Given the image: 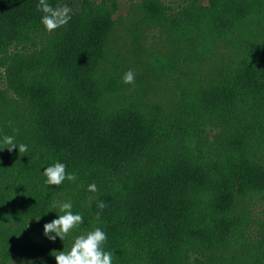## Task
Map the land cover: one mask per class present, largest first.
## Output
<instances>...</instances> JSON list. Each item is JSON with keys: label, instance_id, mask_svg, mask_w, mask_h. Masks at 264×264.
<instances>
[{"label": "trees", "instance_id": "16d2710c", "mask_svg": "<svg viewBox=\"0 0 264 264\" xmlns=\"http://www.w3.org/2000/svg\"><path fill=\"white\" fill-rule=\"evenodd\" d=\"M38 3L0 0V83L19 98L6 136L28 146L0 149V219L23 236L3 264H56L97 227L112 264H264V0H138L119 17V0H48L72 9L52 33ZM131 26H155L164 49L142 77L126 55ZM222 39L233 58L217 53ZM56 162L76 180L47 185ZM64 202L83 223L50 241L44 225Z\"/></svg>", "mask_w": 264, "mask_h": 264}, {"label": "clouds", "instance_id": "9594fccd", "mask_svg": "<svg viewBox=\"0 0 264 264\" xmlns=\"http://www.w3.org/2000/svg\"><path fill=\"white\" fill-rule=\"evenodd\" d=\"M37 8L44 13L41 23L49 33L66 26L71 20L72 9L68 5L53 7L48 3V0H39ZM123 82L134 84L135 73L132 70L127 71L124 74ZM2 143L4 146L0 149H7L8 152H12L16 148H18L19 153L28 152V146L25 144L18 145L13 136H4ZM43 175L46 177L45 183L47 185L57 187L62 185L65 180L74 182L77 178L74 173H68L66 165L61 162L48 166ZM97 190L95 183L88 185L89 192H96ZM56 207H59L64 214L44 225V235L50 241H55L57 237L64 241L73 230L78 229L83 223V216L72 212L70 202L53 204V208ZM97 207L102 212L106 204L100 201ZM96 219H100V212L96 214ZM106 241V233L99 227L89 231L86 235H79L75 238L69 252L60 251L59 254L54 255L56 264H112L113 254L104 251L103 248ZM28 264H31V261Z\"/></svg>", "mask_w": 264, "mask_h": 264}, {"label": "rangeland", "instance_id": "374dc122", "mask_svg": "<svg viewBox=\"0 0 264 264\" xmlns=\"http://www.w3.org/2000/svg\"><path fill=\"white\" fill-rule=\"evenodd\" d=\"M74 4H78L82 0H70ZM138 0H119V11L116 17L128 15L131 5ZM136 18L139 20L140 15H137ZM136 24V23H135ZM140 27V26H139ZM225 29L229 32H234L233 35L235 39L244 40L248 36L250 30L247 33L243 34V26H224ZM137 29V26H131L127 31V36L123 38V41L126 44V55L128 59L131 60V63L134 65V72L137 75H144L146 71L147 64L146 61L151 53L158 52V50H164L162 46H159L160 42L159 37L153 35L154 32L158 35V31L155 26H145L143 29ZM156 35V36H157ZM197 39L198 38H193ZM197 41V42H198ZM188 43V37L183 38L181 41L175 39V44L177 48L183 49L184 46ZM148 49V51H147ZM237 48L234 46V43L222 39L217 43V53L220 57L223 58H233L234 53ZM236 54V53H235ZM216 61H219L220 58L214 57ZM38 64V63H37ZM37 64H33L30 69V73L33 72V69ZM144 72V73H143ZM29 73V74H30ZM143 82H147L145 79H141ZM0 89L6 91V95L0 94V137L6 136L15 123V118L17 114L16 101L19 99L17 92L14 89H7L6 86L0 83ZM255 211L258 214L264 213V202L258 203L255 207ZM18 226L7 222L3 219H0V252L5 249H11L23 242V236L18 232ZM0 264H3L2 256L0 255Z\"/></svg>", "mask_w": 264, "mask_h": 264}]
</instances>
